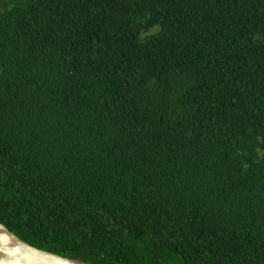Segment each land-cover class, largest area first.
Here are the masks:
<instances>
[{
    "label": "trees",
    "instance_id": "1",
    "mask_svg": "<svg viewBox=\"0 0 264 264\" xmlns=\"http://www.w3.org/2000/svg\"><path fill=\"white\" fill-rule=\"evenodd\" d=\"M2 1L0 224L86 264H264V0Z\"/></svg>",
    "mask_w": 264,
    "mask_h": 264
},
{
    "label": "water",
    "instance_id": "2",
    "mask_svg": "<svg viewBox=\"0 0 264 264\" xmlns=\"http://www.w3.org/2000/svg\"><path fill=\"white\" fill-rule=\"evenodd\" d=\"M0 264H86L36 249L0 224Z\"/></svg>",
    "mask_w": 264,
    "mask_h": 264
},
{
    "label": "rangeland",
    "instance_id": "3",
    "mask_svg": "<svg viewBox=\"0 0 264 264\" xmlns=\"http://www.w3.org/2000/svg\"><path fill=\"white\" fill-rule=\"evenodd\" d=\"M5 1H9V0H5ZM2 3H3V1H2V0H0V10H1V11H3V10L5 9V7H4V9H3V8H1V7L3 6V5H2ZM8 3H10V2H8ZM8 3H7V4H8ZM4 6H5V5H4ZM1 11H0V12H1Z\"/></svg>",
    "mask_w": 264,
    "mask_h": 264
}]
</instances>
